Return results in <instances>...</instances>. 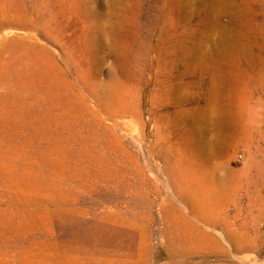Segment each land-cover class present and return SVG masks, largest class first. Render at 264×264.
<instances>
[{
  "label": "rangeland",
  "instance_id": "1",
  "mask_svg": "<svg viewBox=\"0 0 264 264\" xmlns=\"http://www.w3.org/2000/svg\"><path fill=\"white\" fill-rule=\"evenodd\" d=\"M0 264H264V0H0Z\"/></svg>",
  "mask_w": 264,
  "mask_h": 264
}]
</instances>
